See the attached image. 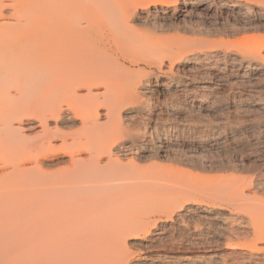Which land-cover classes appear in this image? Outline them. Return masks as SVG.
<instances>
[{"label":"rangeland","instance_id":"374dc122","mask_svg":"<svg viewBox=\"0 0 264 264\" xmlns=\"http://www.w3.org/2000/svg\"><path fill=\"white\" fill-rule=\"evenodd\" d=\"M46 9L0 0V24ZM124 21L88 41L142 82L114 115L149 137L144 152L62 146L85 138L86 89L77 101L40 68L0 73V264H264V0H141ZM44 135L58 139L38 149Z\"/></svg>","mask_w":264,"mask_h":264},{"label":"bare ground","instance_id":"6f19581e","mask_svg":"<svg viewBox=\"0 0 264 264\" xmlns=\"http://www.w3.org/2000/svg\"><path fill=\"white\" fill-rule=\"evenodd\" d=\"M39 1L35 0L36 3ZM140 1L55 0V5H52L53 0H45L47 9L43 19L42 16L36 15L33 20H27L23 24L15 21V23L13 21L10 23L11 20L8 21L9 23L0 24L3 25L0 31V42H5L7 46L16 51L11 55L0 54V73L5 76L3 80L7 81L12 77H20L28 72H34L36 68H40L45 78L67 89L70 96L77 101L84 97L78 95L74 91L75 88L86 89V99H83L80 103L81 112L84 114L81 130L87 132L85 138L84 140L71 138L69 141L66 137H61L62 146L80 148L99 141L106 144L114 143L120 146L125 153L126 151L130 152L133 148L137 153L144 152L150 146V139L145 133L133 132L132 128L123 127L119 119L117 121L115 118L116 114L114 115L119 104L138 98L137 88L142 85V82L136 80L135 75L132 76L133 73L130 75L116 69L113 65L115 62L110 63L94 54L92 44L88 41L93 35L92 29L99 26L105 17L116 20L112 29L113 32L110 31L111 33L114 35L123 34L129 29L124 21L128 7ZM159 1L162 3L166 0ZM104 8H110L111 13L102 11ZM25 11L26 8L22 2L19 12L24 15ZM82 21L84 25L81 24ZM31 48L40 49L42 54L35 55L36 57L33 56L32 58L22 54L26 49ZM25 58L30 59L31 63H23ZM101 86L103 88L102 92L93 91ZM99 104L107 109L106 118L108 120H106V123L97 121L96 115ZM139 109L141 110L138 111H142L143 108L139 106ZM50 112L52 113L54 110H50ZM69 118L71 117L65 116L63 120L68 121ZM36 126L38 125L34 123L28 124V128ZM262 126L264 127V122ZM89 131L94 132L89 133ZM57 139V137L44 135L43 140L38 144V149L53 147L52 142ZM132 152L134 151L132 150ZM78 159L81 160L82 156H78Z\"/></svg>","mask_w":264,"mask_h":264}]
</instances>
